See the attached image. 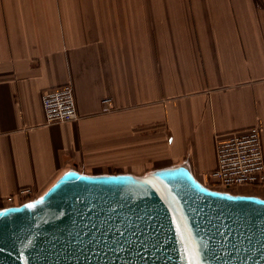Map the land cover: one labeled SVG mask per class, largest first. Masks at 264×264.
<instances>
[{
    "label": "crops",
    "instance_id": "crops-1",
    "mask_svg": "<svg viewBox=\"0 0 264 264\" xmlns=\"http://www.w3.org/2000/svg\"><path fill=\"white\" fill-rule=\"evenodd\" d=\"M68 83L77 119L46 124ZM251 127L264 156V0H0V208L68 170L185 163L206 186L216 140Z\"/></svg>",
    "mask_w": 264,
    "mask_h": 264
},
{
    "label": "water",
    "instance_id": "water-1",
    "mask_svg": "<svg viewBox=\"0 0 264 264\" xmlns=\"http://www.w3.org/2000/svg\"><path fill=\"white\" fill-rule=\"evenodd\" d=\"M0 264H264V199L204 186L185 163L68 170L0 208Z\"/></svg>",
    "mask_w": 264,
    "mask_h": 264
},
{
    "label": "built area",
    "instance_id": "built-area-1",
    "mask_svg": "<svg viewBox=\"0 0 264 264\" xmlns=\"http://www.w3.org/2000/svg\"><path fill=\"white\" fill-rule=\"evenodd\" d=\"M110 99L101 100L106 108ZM41 107L46 124H64L77 119L74 91L70 83L47 89L41 94ZM210 179L218 189L231 191L239 187L264 185V156L257 127L234 131L215 142V168ZM30 189H21L6 198L7 205L31 199Z\"/></svg>",
    "mask_w": 264,
    "mask_h": 264
},
{
    "label": "rangeland",
    "instance_id": "rangeland-1",
    "mask_svg": "<svg viewBox=\"0 0 264 264\" xmlns=\"http://www.w3.org/2000/svg\"><path fill=\"white\" fill-rule=\"evenodd\" d=\"M205 185L211 189L218 190V186L211 179H207V181L205 182ZM262 187L263 186L239 187L236 189H232L231 191H226V190H220V191H225V192H229L232 194L255 195V196L263 197V195H262L263 188ZM33 197H34V195H33ZM27 200H30V199H27ZM22 202H24V200L16 201V202H14V204H20Z\"/></svg>",
    "mask_w": 264,
    "mask_h": 264
},
{
    "label": "bare ground",
    "instance_id": "bare-ground-1",
    "mask_svg": "<svg viewBox=\"0 0 264 264\" xmlns=\"http://www.w3.org/2000/svg\"><path fill=\"white\" fill-rule=\"evenodd\" d=\"M248 196H250V195H248ZM263 199V198H262Z\"/></svg>",
    "mask_w": 264,
    "mask_h": 264
}]
</instances>
